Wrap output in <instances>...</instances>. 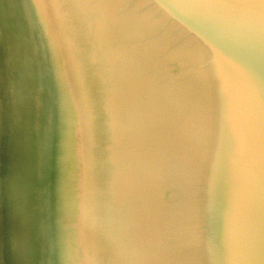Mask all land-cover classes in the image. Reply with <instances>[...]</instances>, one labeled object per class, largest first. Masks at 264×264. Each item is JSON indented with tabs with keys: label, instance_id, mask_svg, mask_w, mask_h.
I'll list each match as a JSON object with an SVG mask.
<instances>
[{
	"label": "water",
	"instance_id": "obj_1",
	"mask_svg": "<svg viewBox=\"0 0 264 264\" xmlns=\"http://www.w3.org/2000/svg\"><path fill=\"white\" fill-rule=\"evenodd\" d=\"M12 2L14 261L264 264V0Z\"/></svg>",
	"mask_w": 264,
	"mask_h": 264
},
{
	"label": "rangeland",
	"instance_id": "obj_2",
	"mask_svg": "<svg viewBox=\"0 0 264 264\" xmlns=\"http://www.w3.org/2000/svg\"><path fill=\"white\" fill-rule=\"evenodd\" d=\"M35 2L37 4V0H35ZM9 6L12 12L13 7L11 3L9 5V0H0V264H6V260L8 259L7 257L8 253L5 248L6 245H8V240L6 238L7 222L5 221H7V218H8L7 211L9 208V202L7 203V201H9V197H8L7 191L5 195L3 191L6 190L5 181L7 179V172L9 169H11L12 162H15V159H12V148L14 144L16 143L14 135L15 133H17V129L15 126V120H16L15 112L20 108V110H22V113H23L22 115L23 120H26L27 117L24 118L25 116H24L23 110H25V115L27 116V112H28V115L30 117V114H31V111L33 110V105H34V102L32 101V96H29V93L28 95L27 93L24 94L25 89L22 83V73H21V71L23 70L22 69L23 65L21 67V65L19 64L20 60L16 61V58H14L11 53L8 56V60H6L7 53L10 52L9 50H12L13 45L16 43V41H12L10 33H12L13 35L17 27L15 23V17H14L15 15L13 14V12L10 15L11 20L8 17L7 11L9 9ZM10 21L12 22V24L9 23ZM3 62L4 64L2 66ZM6 62L7 63L9 62L11 64V70H10V67L8 66L9 69L7 68V72H6V66H5ZM9 71H10L9 76L11 79L8 80ZM26 147H27V143H26ZM28 147H29V144H28ZM14 157H15V154H14ZM19 192L20 191H18V199L14 200L12 203L14 204V206L16 203L18 208H20L21 218H22L21 222L24 223L25 214H26V206H27L26 205L27 194L24 192H21L19 194ZM22 213H23V217H22ZM78 216H79L78 219L80 220L79 221V231H80V237H81V250L83 254L82 256H84V258L82 259L83 260L82 264H87L86 247L84 245L85 235L83 231L84 221H85V212L82 210L80 214L78 213ZM15 239L16 237L14 236V239L11 240L10 245H8V246H11V252L9 249V253H10L9 259L12 260V257H13V264H18V260H16V262L14 261V255H15L14 249L16 248L17 245L20 248L21 245L16 243ZM16 250L18 249L16 248ZM20 258L22 260H25L24 262L25 264H30L31 262L29 261L27 250H26V254H25V251H21ZM26 260H27V263H26Z\"/></svg>",
	"mask_w": 264,
	"mask_h": 264
},
{
	"label": "bare ground",
	"instance_id": "obj_3",
	"mask_svg": "<svg viewBox=\"0 0 264 264\" xmlns=\"http://www.w3.org/2000/svg\"><path fill=\"white\" fill-rule=\"evenodd\" d=\"M10 3H11V5H12L13 9H14V2H12V0H9V5H10ZM7 12H8V17H9V18H10V15L12 14V12H13V14H14V11L11 12V8H10V6H9V9H8ZM10 20H11V18H10ZM9 23L12 24L11 21H10ZM14 33H15V32H14ZM10 35H11V38H13V37L15 38V35H14V34H13L14 36L12 35V33H10ZM14 43H15V42H14ZM13 57H14V55H13ZM14 58H16V61H18V58H17V57H14ZM17 75H18V74H17ZM26 111H27V109H26ZM23 112H25V110H23Z\"/></svg>",
	"mask_w": 264,
	"mask_h": 264
}]
</instances>
